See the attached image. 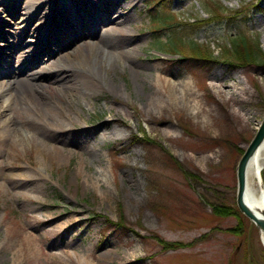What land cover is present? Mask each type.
I'll return each mask as SVG.
<instances>
[{
	"label": "rangeland",
	"instance_id": "obj_1",
	"mask_svg": "<svg viewBox=\"0 0 264 264\" xmlns=\"http://www.w3.org/2000/svg\"><path fill=\"white\" fill-rule=\"evenodd\" d=\"M58 1L64 8L55 18H30V9L43 6V0H0V57L11 44L23 65L44 52L54 64L46 69L93 61L97 57L80 44L85 32L95 30L89 26L93 9L107 13L119 1L120 11L127 15L121 27L140 39L126 44L134 50L132 64H111L103 58L101 65L93 62L92 69L107 86L116 83L120 97L106 91L86 107L80 100L71 110L63 109L73 120L68 126L72 135L84 127L81 120L85 128L95 129L109 105L128 124L136 120L138 128L133 127L134 136L127 141L99 146L101 168L95 162L80 164V152L69 145L59 146L63 157L57 164L48 160L52 154L48 140L22 141L27 116L21 110L12 107L5 113L16 122L19 138L14 137V150L0 153V264H264L259 233H248L245 222L224 212L225 206H236V166L264 119V0H90L92 7ZM206 1L215 7L208 11L203 7ZM155 2L160 4L159 12L175 17L167 28H153L156 23L147 6ZM95 32L92 41L99 31ZM172 32L184 42L196 41L205 58L184 51L181 54L187 59L167 53L163 43L172 44ZM238 32L249 38L245 50L233 40ZM234 53L248 57L252 64H237ZM150 57L167 67L166 78L190 82L208 117L204 124L201 117H191L184 110L176 114L177 119L169 116L173 124L178 121L171 130L179 138L166 145L153 134L149 137L139 116L143 105L136 100L138 95L141 101L146 99L149 86L132 66H154ZM236 80L241 81L239 89L246 88L252 95L241 94L242 106L212 89ZM46 97L52 105L60 107L63 102L57 94ZM5 99L0 87V102ZM121 101H133L134 111ZM232 110L246 114V128ZM152 126L165 124L156 121ZM134 138L141 143L137 151L146 155L136 169L124 157V148ZM206 155L213 156L208 163L202 159ZM8 165L27 170L45 166L36 193H28V184L20 190L13 187L4 170ZM31 200L38 205L33 207L27 202ZM216 209L221 213L216 214ZM58 214L62 217L50 220ZM103 254L112 259L98 262L96 257Z\"/></svg>",
	"mask_w": 264,
	"mask_h": 264
},
{
	"label": "bare ground",
	"instance_id": "obj_2",
	"mask_svg": "<svg viewBox=\"0 0 264 264\" xmlns=\"http://www.w3.org/2000/svg\"><path fill=\"white\" fill-rule=\"evenodd\" d=\"M73 1L77 3V6L83 4L93 6L90 0ZM114 3L115 6L113 8L111 7L107 13H102L101 9H93L89 26L91 25L93 26L92 29L99 31L97 32V38L93 41L91 40L93 33H96L95 30L87 31L82 36L83 40L80 44L85 45L84 47L86 49L89 48L88 54H93L97 57L93 61L87 60L85 62L81 60L82 62L77 66L57 65L54 70H52V67L46 69L48 66H51L49 64H52L53 61L50 60V55L44 52L42 55L33 58L27 64L23 65L21 60L16 59L19 54L13 52L15 46L10 47L11 44L8 45V52H6L5 56L0 57V87L3 89V95L6 96V99L0 102V118H3L8 111L10 112L12 107L15 110H21L27 116L25 118L26 123L22 124L25 126V132L23 135L21 134L22 141L24 143L29 142V137L48 140V142L52 143L50 146L52 154L48 157V160L55 159L57 164L61 163L63 157L62 150L59 146L64 147L65 145H69L80 152V164L84 166L85 162H95L98 164L97 167L101 168L103 159L99 146L113 140L127 141L130 139V136H134L133 127L138 128V122L136 120L128 124L125 120L118 117L119 110L109 105L106 106V117L95 129L85 128V122L81 120L80 123L84 124V127L79 128L75 136L68 131V126L73 123V120L70 114L63 109L67 107L68 110H71L80 103V100H83L82 107H86L88 101L92 102L106 91H110L114 96L118 95L120 97V88L118 85L112 82L111 87L107 86L102 78L92 69L93 62H99V65H101L103 58L108 59L111 64L117 61L130 62L132 64L134 50L128 49L126 44L130 40L136 42L140 39H136L134 36L132 37L127 31L123 30L121 26L126 21L127 15H125L126 13L124 11H120L121 4L119 1ZM42 5H36L30 9V18L40 15L55 18L56 13L62 12L64 8L61 1L58 0H43ZM27 10H29L28 7ZM69 10L71 11L70 8ZM84 23H86V20H84ZM193 42L196 43V41ZM148 60L152 61L154 66H145L147 65L146 63L141 66L133 65L132 67L137 74L142 76L144 82H148L149 86L145 96L146 99L141 101L139 95L136 97V100L143 105L139 116L147 124L146 130L149 137L153 134L154 137L160 138L164 144L178 139V134H175L171 130L174 125H178V121L173 124L169 121V116L173 115L172 118L177 119L176 114H179V111L181 112L183 110L191 117H201L203 123L207 124V112L197 99L196 92L190 82L185 80L175 81L166 78L167 67L161 66L160 59L150 57ZM39 68L42 71H38ZM239 85H241V81L236 80L230 86H224L222 84L220 86L212 85V89L215 90L214 92L218 96L219 94L224 95L226 93L230 100L242 106L245 104V100L241 94L247 93L249 95L250 93L246 88L239 89ZM140 86L143 88L142 82ZM224 87L227 88L226 91L221 90ZM240 91L242 92L240 93ZM55 94L63 100L60 107L52 105V101L46 97L47 95L54 97ZM251 97L252 95L250 94ZM5 102L6 104H4ZM121 104L127 105L129 109L134 111L132 109L134 107L133 101H121ZM231 113L234 117L240 118L245 128L247 127L248 119L246 114L243 115L238 110H232ZM124 116L127 118L131 117L127 112L124 113ZM6 117L0 122V153L5 154L7 151L14 150V137L19 138L16 122ZM156 121L160 124H165V126L162 128L152 126ZM139 144H141L140 140L134 138L124 148V157L130 159L131 167L134 169L138 168V160L142 157L145 160L146 156L137 151V145ZM165 148L167 149L166 146ZM179 157L183 159L185 156L180 154ZM189 157L192 160H197L194 156L190 155ZM212 158V155H206L202 159L203 162L208 163ZM40 167L42 168L40 169ZM40 167L33 165L27 170L21 165H8L4 167V170L9 172L7 181L13 187L20 190L28 184L30 186L28 193H36V184L41 181V170H45V166ZM263 167L264 140L248 161L245 170L246 182L243 199L250 210L256 214L264 211V196L261 194L257 181L258 176L261 177ZM20 179L21 181H19ZM254 182L258 187V192L256 191ZM19 194L22 196L25 193L19 192ZM102 198L104 199L105 195ZM27 202L33 205V207L38 205L33 204L32 200ZM59 217H62L61 214L49 216L50 220ZM260 238L264 247V234H261ZM110 259L112 258L108 254L96 257L98 262L102 261L103 263Z\"/></svg>",
	"mask_w": 264,
	"mask_h": 264
},
{
	"label": "trees",
	"instance_id": "obj_3",
	"mask_svg": "<svg viewBox=\"0 0 264 264\" xmlns=\"http://www.w3.org/2000/svg\"><path fill=\"white\" fill-rule=\"evenodd\" d=\"M158 5H160V4H158V2H155L154 4L152 3V4H149L147 6L149 8L147 10H149L150 16L153 19L152 22L156 23V26L154 27L155 30L167 28L175 20V17L171 13L162 14L161 12H159L157 10ZM203 7L209 11V10H211L212 7H215V6L211 7L210 3L208 1H206L205 5H203ZM226 19H228V18H226ZM229 19H233V18L229 17ZM177 35H179V37H177ZM180 36L181 35L179 33L172 32V37L170 36L172 44L168 45V43H166V42L163 43L164 47H166L167 53H171V54L174 53L176 55L177 53H175V52H179L178 55H180L181 59H187V57H184L181 54V52L184 51V52H189L192 55H194V54L200 55V56H198V58H205L204 56H202L203 49L197 44V42L196 43L193 41L184 42L183 38ZM233 40L237 42L235 45L239 49L245 50L246 47L248 46L249 38H248V36H245L242 33L238 32V35L235 36ZM233 58L236 59L237 61H239V63H237V64H240V65L247 66V65L252 64V63L247 62L248 57L246 59L243 57H241V58L236 57V55L234 53ZM261 179H262V183H263V187H264V167H263V170L261 172ZM225 207H226V211H224L225 214H227L228 216H234L236 218L238 217L242 223L245 222V224L247 225L246 231H248V233H251L252 231L257 232L254 225H252L243 215L240 214V212L238 211L236 206L232 205V206H225ZM215 213L220 214L221 212L218 209H216ZM248 251H249V249H248ZM247 255H249V254H247Z\"/></svg>",
	"mask_w": 264,
	"mask_h": 264
},
{
	"label": "water",
	"instance_id": "obj_4",
	"mask_svg": "<svg viewBox=\"0 0 264 264\" xmlns=\"http://www.w3.org/2000/svg\"><path fill=\"white\" fill-rule=\"evenodd\" d=\"M264 140V119L259 125V128L253 137L252 141L245 149L241 158L239 159L236 166V180H237V190H236V206L239 212L252 223L259 235L264 234V211L260 214H256L250 210V208L244 203V191H245V170L248 161L253 156L258 146ZM259 189L261 194L264 196V188L262 184L261 177L258 176ZM262 242V241H261Z\"/></svg>",
	"mask_w": 264,
	"mask_h": 264
}]
</instances>
